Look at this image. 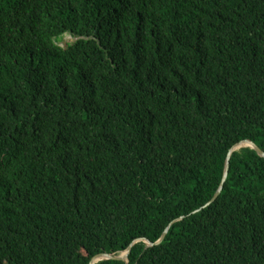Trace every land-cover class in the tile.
<instances>
[{
	"label": "trees",
	"instance_id": "trees-1",
	"mask_svg": "<svg viewBox=\"0 0 264 264\" xmlns=\"http://www.w3.org/2000/svg\"><path fill=\"white\" fill-rule=\"evenodd\" d=\"M245 141L264 0H0V264H264Z\"/></svg>",
	"mask_w": 264,
	"mask_h": 264
},
{
	"label": "water",
	"instance_id": "water-1",
	"mask_svg": "<svg viewBox=\"0 0 264 264\" xmlns=\"http://www.w3.org/2000/svg\"><path fill=\"white\" fill-rule=\"evenodd\" d=\"M245 148H250V149L256 151L257 154L260 157L264 158V152L252 141H245V142H242V143L236 145L231 150V152H230V154L228 156L227 163H226V168H225V173H224V177H223V181H222V184L220 186V189H219V191L216 193V195L214 196V198L212 199V201L208 205L212 204L219 197V195L221 194V191H222V189L224 187V184H225V182L227 180V177H228L230 159H231L232 154L234 152L241 151L242 149H245ZM167 233H168V230L164 233L162 238L155 244H153V243H151L149 241H144V242L148 245V247H153L155 245H159L160 243L163 242V240L165 239ZM138 242H141V240L136 241L125 252L120 253V255H118V256L106 255V254L98 255L92 260L91 264H97V263H99L101 261H105V260H122V261H125L126 263H128L129 262L128 257H129V254H130L131 250H132V247Z\"/></svg>",
	"mask_w": 264,
	"mask_h": 264
},
{
	"label": "rangeland",
	"instance_id": "rangeland-1",
	"mask_svg": "<svg viewBox=\"0 0 264 264\" xmlns=\"http://www.w3.org/2000/svg\"><path fill=\"white\" fill-rule=\"evenodd\" d=\"M77 41L76 38H74L73 36H71L70 34H67L65 36L62 37V39L58 42L59 45H61L62 47H67L70 44H73Z\"/></svg>",
	"mask_w": 264,
	"mask_h": 264
}]
</instances>
